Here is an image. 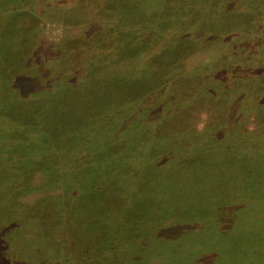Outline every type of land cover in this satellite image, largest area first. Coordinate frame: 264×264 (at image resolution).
Segmentation results:
<instances>
[{
	"label": "rangeland",
	"instance_id": "obj_1",
	"mask_svg": "<svg viewBox=\"0 0 264 264\" xmlns=\"http://www.w3.org/2000/svg\"><path fill=\"white\" fill-rule=\"evenodd\" d=\"M172 1L0 0V136L15 140L8 153L17 166H29L23 169L29 182L52 173L63 186L60 202L39 199L36 205L48 208L22 212L25 223L40 226L22 248L39 242L49 257L56 249L71 254L72 264H264L263 216L260 231L224 229L235 199L255 200L264 215V121L250 125L245 107L255 109L264 83L250 94L231 89L203 98L212 80L191 77L176 62L191 52L226 55L219 52L222 35L238 45L250 14L230 13L225 30L221 17L209 21L212 7L193 8L204 0H178L173 8ZM187 8L215 43L189 45L187 32L158 28L172 20V10ZM246 65L242 70L254 67ZM30 73L38 74L29 78L31 102L23 100ZM186 93L197 108L168 117L173 99ZM236 95H245L239 108ZM203 110L214 119L202 118ZM5 177L0 172V187ZM19 194L10 198V211L20 207ZM8 204H0V216ZM108 245L113 250L102 257ZM46 256L32 264L59 263Z\"/></svg>",
	"mask_w": 264,
	"mask_h": 264
},
{
	"label": "trees",
	"instance_id": "obj_2",
	"mask_svg": "<svg viewBox=\"0 0 264 264\" xmlns=\"http://www.w3.org/2000/svg\"><path fill=\"white\" fill-rule=\"evenodd\" d=\"M204 1L205 4L196 1V3L193 5L194 6L193 8L207 9L209 7L210 8L212 7L213 11L209 16L211 17L209 21H211V24H218L217 19L221 17V21L223 22V24H225L223 25L225 27L224 28L225 30L229 27L228 22L231 20V16H232L230 13L236 14L235 12L236 10H238L237 12L239 13L237 14H240L241 10L243 11L244 9H247L248 10L247 13L250 14L248 15L249 25L246 28L243 27L242 29H240V33L242 35L244 34L246 37L245 39L242 38V41L238 45H235L234 43H231L233 40V36L230 37L227 36L226 34H225L226 36L222 35L221 39L223 45H222V50H219V52L222 51V53H226V55L224 56L202 55V58L199 57L196 58L195 57L196 53L191 52V54L185 53V55L179 57L176 62L177 64L179 63L180 67L181 65H183V68L185 69L184 72L191 74L190 75L191 77L197 76L198 78H201L202 82L204 81V79L212 80L213 83L211 85H209L210 84L209 83L208 85H205L204 88L202 89L205 90V93L201 95L203 98H207L208 96L212 99H218L222 95L230 94L231 89L241 90V92L239 91L240 94H242L243 92H245L246 94H250L251 87H257V85L260 82H261L260 85L264 83V0H204ZM69 2L64 3V5L66 6ZM178 2H179L178 0L172 1V8L174 6H178ZM166 4L168 5V1H166ZM161 8L164 9V7ZM167 8L168 7H165L164 10H167ZM187 9H184L183 13H181V11L175 13V10H172L171 15L168 14L169 17L172 18V20H169V18L165 19V21H162L159 24L158 28L161 29L160 25H164V28H162L161 31L167 29L168 27L170 29L174 28L173 30H175L176 33L187 32L188 34L186 36H188L189 38L188 41L190 42L189 45L193 44L194 41H196L198 44L201 45L205 43L206 44L210 43L212 45V43H215L214 39H212L208 34L204 33L203 29L205 28V26L203 25L205 24L202 23L201 18H197V16H194L193 11H191L190 8ZM244 12L245 11H243L242 13ZM165 13L166 12L162 13L161 17H163ZM180 15H186L187 18L192 17V21H190V19L187 18L181 21L179 17ZM213 15H215V17L217 18L216 22L212 20ZM164 18H166V16H164ZM191 23L197 24L195 28L192 29L189 26ZM99 28L100 27L97 26V31H95L97 37L102 34V32L99 31ZM236 30H238V28ZM236 30L235 32H237ZM183 42L181 41V43L179 42V44L171 43L168 49H170L171 46H179L181 44H184ZM123 46H125V44ZM187 48L190 49L191 47H188L187 45ZM223 48L226 49L224 50ZM166 50H167V45L164 46L161 52H159L155 56H151V58L149 59L154 60L156 59L155 57L159 58L158 57L159 54L162 52H166ZM142 51L143 50H140V52ZM176 51L177 50H175L174 52ZM246 64H252L254 65V67L248 69L244 68L242 70L243 67L247 66ZM27 65H29V62L27 63ZM228 72L232 74H228ZM238 73H241V75L243 76L242 78H240V81L238 80L239 82L237 81L238 78L237 76L239 75ZM28 75L29 77L25 78L27 84L25 83L23 100L27 99L29 100V102H31L34 96L31 95L29 96L28 93V91L31 89L30 85L32 84V81H30L29 78L38 77L37 76L38 74L30 73ZM229 76L231 79H229ZM168 81L166 82L167 85L169 83ZM256 83L257 85H255ZM198 87L200 88L199 85ZM255 96L257 97V101L254 104V106L256 105L255 109H251L250 108L251 105L248 106L245 104V107L248 110L251 111L253 110L252 112L249 111L251 113L249 118L252 119L250 125L252 124L254 125L255 123H257L256 121H264V90L262 92L255 93ZM177 97H180L181 99L180 101L177 100L176 97L175 99H173V101H176L174 102V111H173L174 114H172L173 113L172 112L170 115H167L166 112L167 110L166 108H164L165 107L164 106L163 107L164 114L159 112L158 114L159 118L162 117V119H164L166 115L168 117L176 116L182 113L186 109L191 110V108L195 107L194 105L196 103L190 100L191 99L190 94L187 93L184 95L181 94ZM236 97L238 98L239 95H236ZM244 98L245 95L242 98L239 97L237 99L238 101L236 106H238V108L243 104ZM196 108L197 107H195L194 109ZM239 111L241 110L239 109ZM246 112L248 113V111ZM201 114H202L201 116L202 118L203 116H205L206 118L208 116V118L214 119L208 111L204 112L203 110L201 111ZM28 137L29 140L32 142L36 144L40 143V139L35 132H32L31 135ZM14 141L15 140L13 139L3 138L2 136H0V172L7 177V180L1 183V185L2 184L4 185L0 187V190L4 193L5 192L7 193H5L6 198L3 197L2 199H0V204L3 203V206L4 204L6 206V203H9L7 206L8 207L7 210L1 216L5 215L8 217L9 215L11 216L14 212V216H12V219H9L7 222L6 220L2 219L0 216V223H2L1 224L2 226L0 227V264H32L35 261H38L39 258L40 261H42L45 255H48L46 257L51 260L53 258H56L55 260L59 261V263L61 261L64 264L66 263L72 264V261L70 260L71 254H67L65 252V256H64L62 255V251L59 254V251L56 249L51 253L50 255L51 257H49L50 252L49 250L47 251V249L50 248H48V246L44 248V246L41 245V243L39 242L37 243L36 246H33L32 248H25V247L22 248L23 247L22 244L25 242V240L27 239L30 240L29 238L32 237L33 238L38 237V229L40 227L36 222H33L31 220L25 223L22 212L30 207H32L33 211L35 209L38 213L40 212V209L48 208V207H41L40 204L36 205V202L39 199L41 200L43 198H52L53 200L56 201V203L58 201L60 202L61 200H63L60 199V195L62 193L61 188H63V186L62 183H60V180L57 179V177L54 180V176H52L53 175L52 173L44 174L38 179H37V175H34L32 176L31 181L29 182V178L28 180L26 179L27 175L26 176L24 175L25 174L24 170L28 169L29 166L24 165V168L23 166H17L12 154L8 153L14 148L15 146ZM22 174L23 176H25L24 178L23 176H21ZM14 178L19 181L20 179L22 178L23 179L18 184L16 182L17 186H12V184L10 185V182H12ZM46 181H49L51 183L50 184L51 187L48 188L45 186ZM9 185L11 186L10 190L9 188H7V186ZM43 186L45 188H43ZM13 190L15 193H20L18 195L19 196L18 199L16 198V200L14 201V204L17 203L18 206L20 207L10 211L9 207L12 204L11 199H12V195L14 194ZM36 193L39 194L38 195L39 197H37L33 202H30L28 198ZM256 206L257 203L255 200H245L239 198L235 199V203L231 204L232 217H230L228 220H225L227 223L224 226L225 231L228 230L233 234H237L239 231L242 230H249V231L262 230L263 227L261 224H259V222L261 221L262 216L264 217V215H262L259 212ZM107 247H111V248L108 249L104 248L99 251L102 257L105 256L106 254H109L113 250L112 245L110 246L108 245ZM44 250L46 251L45 255H43ZM214 256L215 255H212V257ZM54 263L59 264L56 262ZM115 264H119V261L118 263L115 262Z\"/></svg>",
	"mask_w": 264,
	"mask_h": 264
}]
</instances>
